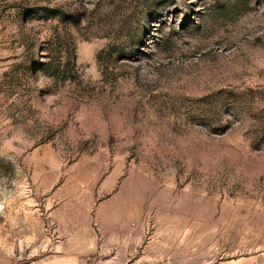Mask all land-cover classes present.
<instances>
[{"label":"rangeland","instance_id":"374dc122","mask_svg":"<svg viewBox=\"0 0 264 264\" xmlns=\"http://www.w3.org/2000/svg\"><path fill=\"white\" fill-rule=\"evenodd\" d=\"M0 255L264 264V0H0Z\"/></svg>","mask_w":264,"mask_h":264},{"label":"trees","instance_id":"16d2710c","mask_svg":"<svg viewBox=\"0 0 264 264\" xmlns=\"http://www.w3.org/2000/svg\"><path fill=\"white\" fill-rule=\"evenodd\" d=\"M51 54H48L47 58L48 59H51ZM63 57H68L70 60H73V68H71L69 65H70V62H66L64 63V61L60 60V63L58 64L59 66H57V69L55 71V74H50L52 72V68L51 66L53 67V65H51V62H50V66L49 64L46 65L42 72L45 74V75H50L51 77H55L57 76L58 78H65L67 77V74H71L72 70L75 69V66H76V62H77V56H76V52H75V49L72 48L71 50L68 49L67 50V55L66 56H63Z\"/></svg>","mask_w":264,"mask_h":264},{"label":"crops","instance_id":"0c3cea01","mask_svg":"<svg viewBox=\"0 0 264 264\" xmlns=\"http://www.w3.org/2000/svg\"><path fill=\"white\" fill-rule=\"evenodd\" d=\"M0 264H19V262L14 258L0 255Z\"/></svg>","mask_w":264,"mask_h":264}]
</instances>
